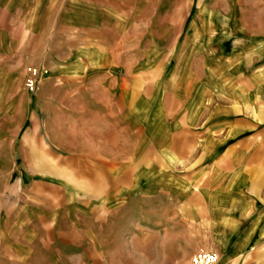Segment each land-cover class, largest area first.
<instances>
[{"label":"crops","instance_id":"0c3cea01","mask_svg":"<svg viewBox=\"0 0 264 264\" xmlns=\"http://www.w3.org/2000/svg\"><path fill=\"white\" fill-rule=\"evenodd\" d=\"M264 264V0H0V258Z\"/></svg>","mask_w":264,"mask_h":264},{"label":"built area","instance_id":"2783aa9c","mask_svg":"<svg viewBox=\"0 0 264 264\" xmlns=\"http://www.w3.org/2000/svg\"><path fill=\"white\" fill-rule=\"evenodd\" d=\"M217 256L213 252H201L192 257L189 264H216Z\"/></svg>","mask_w":264,"mask_h":264},{"label":"rangeland","instance_id":"374dc122","mask_svg":"<svg viewBox=\"0 0 264 264\" xmlns=\"http://www.w3.org/2000/svg\"><path fill=\"white\" fill-rule=\"evenodd\" d=\"M0 264H10L8 263L6 260H4L3 258H0Z\"/></svg>","mask_w":264,"mask_h":264}]
</instances>
